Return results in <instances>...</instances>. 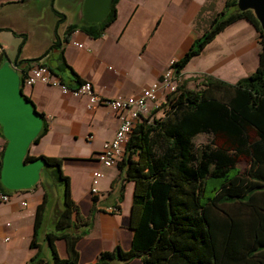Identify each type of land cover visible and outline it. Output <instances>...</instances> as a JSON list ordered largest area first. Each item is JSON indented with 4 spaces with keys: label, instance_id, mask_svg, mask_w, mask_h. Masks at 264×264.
Wrapping results in <instances>:
<instances>
[{
    "label": "trees",
    "instance_id": "trees-1",
    "mask_svg": "<svg viewBox=\"0 0 264 264\" xmlns=\"http://www.w3.org/2000/svg\"><path fill=\"white\" fill-rule=\"evenodd\" d=\"M117 1L110 0L109 12L100 23L68 24L64 33L76 28L90 35L102 31L114 19ZM235 1L225 0L220 13L171 67L180 77L192 57L239 19L257 33L256 67L234 82L202 75L194 88H187V80L180 79L150 115L134 120L115 163L122 180L133 184L130 245L126 250L115 245L101 251L90 264L133 258L139 264H264V33L251 11H238ZM50 10L60 16L57 21L64 20L62 13ZM20 36L15 60L24 42V34ZM58 42L56 38L49 47ZM45 53L18 61L37 62ZM62 65L67 67L63 60ZM71 74L78 86L82 81ZM158 110L161 115L154 118ZM39 115L42 127L33 143L47 130L42 113ZM199 134L206 140L195 145L193 139ZM36 158L45 162V171L37 182L43 195L35 210L34 233L42 221L47 191L56 193L60 187L61 206L54 212L53 230L46 239L54 264H78L75 245L87 233L89 220L78 213L70 197L69 178L62 173L60 160L27 153L24 161ZM239 158L246 160L243 170L236 167ZM0 191L9 192L1 185ZM95 199L92 195V202ZM57 239L64 241V258L55 250L53 241ZM30 244L34 245L33 239Z\"/></svg>",
    "mask_w": 264,
    "mask_h": 264
},
{
    "label": "crops",
    "instance_id": "crops-1",
    "mask_svg": "<svg viewBox=\"0 0 264 264\" xmlns=\"http://www.w3.org/2000/svg\"><path fill=\"white\" fill-rule=\"evenodd\" d=\"M224 2L160 0L155 12L140 21L138 14L146 0H118L114 19L94 35L78 28L65 34V26L71 24L67 19L64 20L61 35H45V27L39 23L41 6L37 0H0V58L15 60L20 34H24L16 61L37 58L46 51L37 62L48 66L67 87L77 86L72 71L81 81L90 82L95 93L101 97H127L155 81L169 61L179 59L192 41L209 26L210 20L220 13ZM51 23L53 28L54 18ZM241 23L248 29L245 40L237 39L236 35L240 32L234 31L232 40L225 43L226 49L216 53L207 67L185 73L193 59L204 51L203 48L186 63L180 76L182 74L184 80H188L197 75L199 78L209 75L234 82L247 75L248 71L250 73L257 65L259 49L256 39L250 40L253 27L248 22L243 19L234 21L210 42ZM56 38L59 42L52 49L49 46ZM75 44H80V47ZM62 60L67 67L62 65ZM32 63H20V74L24 76ZM22 93L36 111L42 113L47 123L46 132L30 145L28 154L60 160L62 173L69 178L70 197L78 213L89 220L87 233L75 245L77 263H93L99 252L111 250L115 245L128 249L133 184L122 180V172L116 165L104 167L96 160L102 143L109 140L116 129L115 114L101 105L86 108L85 96L63 95L58 88L41 83L23 86ZM164 96L165 93L159 91L155 100L147 102L146 114L163 101ZM4 142L0 135V151ZM97 170L102 177L97 181L96 199L92 202L90 180ZM5 193L8 199L0 200V264H54L46 234L53 230L54 212L61 206L60 193L47 191L42 221L35 233L34 216L36 206L42 200L41 186L38 184L26 190ZM23 202L25 205H22ZM113 206L115 211L109 212L108 209ZM32 239L34 245L30 244ZM53 244L58 257L64 258V241L57 239ZM139 263L138 258L110 262Z\"/></svg>",
    "mask_w": 264,
    "mask_h": 264
},
{
    "label": "water",
    "instance_id": "water-1",
    "mask_svg": "<svg viewBox=\"0 0 264 264\" xmlns=\"http://www.w3.org/2000/svg\"><path fill=\"white\" fill-rule=\"evenodd\" d=\"M40 25L53 19L50 7L55 0H37ZM57 1V0H56ZM71 12V24H98L110 9V0H66ZM238 11H251L264 33V0H236ZM46 28V27H45ZM19 61L3 57L0 63V135L4 145L0 157V185L6 191L32 188L44 176L45 162L36 158L25 162L33 140L42 127V118L22 93Z\"/></svg>",
    "mask_w": 264,
    "mask_h": 264
},
{
    "label": "built area",
    "instance_id": "built-area-1",
    "mask_svg": "<svg viewBox=\"0 0 264 264\" xmlns=\"http://www.w3.org/2000/svg\"><path fill=\"white\" fill-rule=\"evenodd\" d=\"M80 47V44H75ZM1 50V47H0ZM172 61H169L166 68L161 72L159 77L150 83L149 86L141 89L138 93L127 97H101L95 93L92 85L88 81H82L78 86L69 88L55 76L49 68L40 62H34L29 65L22 79V87H29L34 83H41L53 86L59 89L63 95L74 97L85 96L86 108L94 105H101L113 112L117 119L116 129L113 136L102 143L100 151L96 153V160L104 167L115 165L121 156L123 146L127 139L128 133L135 119L147 112V102L153 101L159 91L169 93L175 90L180 82V77L174 75L171 67ZM90 138V136H88ZM102 177L100 171H94L90 180L89 192L91 195L97 194L96 184ZM8 195L0 192V200L6 201ZM25 205V202L22 203ZM109 212H114L115 207H110ZM3 240H6L4 238Z\"/></svg>",
    "mask_w": 264,
    "mask_h": 264
},
{
    "label": "rangeland",
    "instance_id": "rangeland-1",
    "mask_svg": "<svg viewBox=\"0 0 264 264\" xmlns=\"http://www.w3.org/2000/svg\"><path fill=\"white\" fill-rule=\"evenodd\" d=\"M160 0H146L145 6L143 8V10H141L139 12V18L140 21H142L143 19L148 18V15H150L151 13L155 12L156 7L158 6ZM53 7L56 11H58L59 13H62L64 15V20H69L71 21V12L70 9L67 7L66 5V0H55L53 3ZM217 9V7H216ZM227 15V12H225L222 17H225ZM54 18V23H53V28H52V23L48 22L46 24V28L44 31L45 35H52L53 33H55L56 35H61L62 34V27H63V23L64 20H60L57 21L60 16L59 15H53ZM239 31L240 34L236 35L237 39H239L240 41L245 40L246 34L248 33V29L246 30V25H242L241 24H237L235 25V27H230L229 31H227L224 35L219 36L213 43L210 42L209 44H207L204 48V51L201 52V55L199 57H195L192 61V63L189 65V67H187L185 69V73H190L191 71H195L197 69H203L205 67L208 66V63H210V61H212V59L214 58L215 54L218 52H221L222 50L226 49V45L230 40H232V35L234 31ZM253 36L252 38H250V40H254L256 39V42L258 44V36L257 33L255 31V29L253 28ZM235 36V37H236ZM212 43V44H211ZM218 46L217 49H214L213 47ZM226 46V47H225ZM259 44H258V49H259ZM53 49V48H52ZM52 49L50 51H52ZM249 73V71H248ZM184 76L181 74L180 79L184 80ZM199 79V76H195V77H190L186 83H185V87L187 88H194L197 81ZM161 101H159L157 103V105L160 103ZM151 110L148 112V115H150ZM146 114V113H145ZM144 114V115H145ZM161 115L160 110L155 111V113L153 114L154 118H157ZM206 140V136L203 134H199L197 136L194 137L193 139V143L195 145H198L202 142H204ZM246 166V160L245 158H239L237 163H236V167L239 170H243ZM38 186V183L36 184ZM60 187H58L59 189ZM59 190H58V194H59Z\"/></svg>",
    "mask_w": 264,
    "mask_h": 264
},
{
    "label": "flooded vegetation",
    "instance_id": "flooded-vegetation-1",
    "mask_svg": "<svg viewBox=\"0 0 264 264\" xmlns=\"http://www.w3.org/2000/svg\"><path fill=\"white\" fill-rule=\"evenodd\" d=\"M108 14V13H107ZM107 16V15H106Z\"/></svg>",
    "mask_w": 264,
    "mask_h": 264
}]
</instances>
